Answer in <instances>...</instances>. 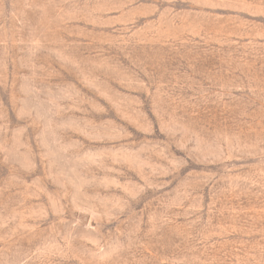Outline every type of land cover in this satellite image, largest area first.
I'll list each match as a JSON object with an SVG mask.
<instances>
[{
    "label": "rangeland",
    "instance_id": "374dc122",
    "mask_svg": "<svg viewBox=\"0 0 264 264\" xmlns=\"http://www.w3.org/2000/svg\"><path fill=\"white\" fill-rule=\"evenodd\" d=\"M0 264H264V0H0Z\"/></svg>",
    "mask_w": 264,
    "mask_h": 264
}]
</instances>
